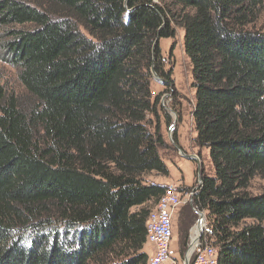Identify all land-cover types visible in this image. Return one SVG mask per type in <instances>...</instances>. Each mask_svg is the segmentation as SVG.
<instances>
[{
  "label": "trees",
  "instance_id": "obj_1",
  "mask_svg": "<svg viewBox=\"0 0 264 264\" xmlns=\"http://www.w3.org/2000/svg\"><path fill=\"white\" fill-rule=\"evenodd\" d=\"M263 9L264 0H0V47L28 96L9 95L0 77V264H148L147 222L168 186L146 178L170 176L152 87L153 71L170 75L155 42L177 28L195 143L214 170L194 207L207 214L218 264H264V31L253 29Z\"/></svg>",
  "mask_w": 264,
  "mask_h": 264
},
{
  "label": "rangeland",
  "instance_id": "obj_2",
  "mask_svg": "<svg viewBox=\"0 0 264 264\" xmlns=\"http://www.w3.org/2000/svg\"><path fill=\"white\" fill-rule=\"evenodd\" d=\"M253 29L264 31V9ZM1 40L2 31H0V43ZM160 48L163 69L166 74L170 75V79L164 78L167 81L165 83L157 75L158 78L154 77L152 87L155 96L161 94L159 125L166 145L160 150V156L168 167L170 176L152 174L146 180L150 184L176 186L181 193L182 204L175 210L173 217L174 243L172 244L173 256L180 259L185 258L190 252L192 246L190 234L200 219L190 195L199 188L203 176H212L214 170L209 151L198 148L195 143L197 135L193 116L195 90L192 87V66L184 50L183 30L177 28L176 37L173 39H162ZM4 57L0 47V77L5 90L9 95L12 94L26 100L28 96L19 81L18 71L6 62ZM150 119L156 126L158 120L154 117ZM261 185L263 183L256 181L253 192L258 193ZM181 188H190V190L185 192ZM182 228H187V233H183ZM183 241H187L186 246L183 245ZM145 251L151 257L152 250L147 244Z\"/></svg>",
  "mask_w": 264,
  "mask_h": 264
},
{
  "label": "built area",
  "instance_id": "obj_3",
  "mask_svg": "<svg viewBox=\"0 0 264 264\" xmlns=\"http://www.w3.org/2000/svg\"><path fill=\"white\" fill-rule=\"evenodd\" d=\"M196 191L197 189L191 193L192 198ZM191 202L193 203V200ZM181 204L182 197L178 188L168 186L164 196L150 213L147 222V245L152 248V255L148 264H218L217 250L206 239L208 230L206 214L197 210L200 219L190 234L193 251L185 258L178 259L173 256V217Z\"/></svg>",
  "mask_w": 264,
  "mask_h": 264
},
{
  "label": "water",
  "instance_id": "obj_4",
  "mask_svg": "<svg viewBox=\"0 0 264 264\" xmlns=\"http://www.w3.org/2000/svg\"><path fill=\"white\" fill-rule=\"evenodd\" d=\"M160 41H161L160 38H158V39L156 40V42H155V47L158 46V45L160 44ZM153 75H154L155 78H158V77H157V74H156L155 71H153ZM188 158H189V159H194L193 157H188Z\"/></svg>",
  "mask_w": 264,
  "mask_h": 264
},
{
  "label": "bare ground",
  "instance_id": "obj_5",
  "mask_svg": "<svg viewBox=\"0 0 264 264\" xmlns=\"http://www.w3.org/2000/svg\"><path fill=\"white\" fill-rule=\"evenodd\" d=\"M193 251V247L191 248V250H190V253Z\"/></svg>",
  "mask_w": 264,
  "mask_h": 264
},
{
  "label": "crops",
  "instance_id": "obj_6",
  "mask_svg": "<svg viewBox=\"0 0 264 264\" xmlns=\"http://www.w3.org/2000/svg\"><path fill=\"white\" fill-rule=\"evenodd\" d=\"M173 243H174V241H173ZM151 250H152V248H151Z\"/></svg>",
  "mask_w": 264,
  "mask_h": 264
}]
</instances>
